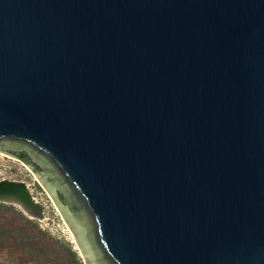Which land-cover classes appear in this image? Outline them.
<instances>
[{"label": "water", "instance_id": "water-1", "mask_svg": "<svg viewBox=\"0 0 264 264\" xmlns=\"http://www.w3.org/2000/svg\"><path fill=\"white\" fill-rule=\"evenodd\" d=\"M1 142L88 264H264V0H0Z\"/></svg>", "mask_w": 264, "mask_h": 264}, {"label": "rangeland", "instance_id": "rangeland-1", "mask_svg": "<svg viewBox=\"0 0 264 264\" xmlns=\"http://www.w3.org/2000/svg\"><path fill=\"white\" fill-rule=\"evenodd\" d=\"M3 180L26 185L35 205L29 206L30 210L18 200H6V202H0V205L15 208L25 218L39 226L41 231L35 235L44 239L50 246L51 260L64 258L66 252L63 246L69 245L78 253L81 262L88 264L83 252L78 250L64 215L39 178L23 161L0 152V181ZM3 213L5 212H0L1 217ZM54 249L56 253H53ZM0 264H41V260L38 255L36 261H32L28 259L25 252L4 248L0 251Z\"/></svg>", "mask_w": 264, "mask_h": 264}, {"label": "trees", "instance_id": "trees-1", "mask_svg": "<svg viewBox=\"0 0 264 264\" xmlns=\"http://www.w3.org/2000/svg\"><path fill=\"white\" fill-rule=\"evenodd\" d=\"M27 154V153H25ZM8 193L18 196L30 206H35L26 185L19 182L5 181L0 183V194ZM61 201L62 198L60 197ZM0 251L4 248L20 250L29 260L36 261L39 256L41 264H83L78 253L69 245H64V258L50 259V246L35 233L41 231L37 224L25 218L15 208L0 205ZM4 216V217H3ZM53 253H56L55 249Z\"/></svg>", "mask_w": 264, "mask_h": 264}, {"label": "flooded vegetation", "instance_id": "flooded-vegetation-1", "mask_svg": "<svg viewBox=\"0 0 264 264\" xmlns=\"http://www.w3.org/2000/svg\"><path fill=\"white\" fill-rule=\"evenodd\" d=\"M0 145H3V146H6V145H16V144H10V143H4V142H1ZM17 146H20V145H17ZM0 150L1 151H5V152H9L15 156H17L18 158L22 159L23 161H25L26 163L30 164L36 171H43L45 172L46 171V168L38 161H36L33 157L32 154H25V150L24 148H19V149H16V148H11L9 150H6L5 148H2L0 147ZM53 180L52 182L54 181V178L51 177ZM5 181H8V180H3V181H0V183H3ZM58 194H59V197H61V194L59 192V190L57 191ZM18 200V201H21L23 204L25 205H28L26 202H24L22 199H20L18 196H15V195H11V194H8V193H2L0 194V202H6V200ZM30 206V205H28Z\"/></svg>", "mask_w": 264, "mask_h": 264}, {"label": "bare ground", "instance_id": "bare-ground-1", "mask_svg": "<svg viewBox=\"0 0 264 264\" xmlns=\"http://www.w3.org/2000/svg\"><path fill=\"white\" fill-rule=\"evenodd\" d=\"M70 228V227H69ZM70 231H71V229H70ZM71 233H72V231H71ZM72 235H73V237H74V239H75V242H76V244H77V246H78V250H80L81 252H82V250H81V248H80V246H79V244H78V242H77V240H76V238H75V236H74V234L72 233ZM83 254V253H82Z\"/></svg>", "mask_w": 264, "mask_h": 264}]
</instances>
